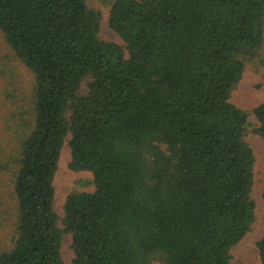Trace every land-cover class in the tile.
<instances>
[{
	"label": "trees",
	"instance_id": "trees-1",
	"mask_svg": "<svg viewBox=\"0 0 264 264\" xmlns=\"http://www.w3.org/2000/svg\"><path fill=\"white\" fill-rule=\"evenodd\" d=\"M88 1L0 0L34 79L25 96L0 88V264H65V233L74 264H231L256 220V156L231 97L264 42V0H114L123 45L101 38ZM253 113L264 138V101ZM66 143L94 190L69 194L60 218ZM257 247L264 264V235Z\"/></svg>",
	"mask_w": 264,
	"mask_h": 264
},
{
	"label": "rangeland",
	"instance_id": "rangeland-1",
	"mask_svg": "<svg viewBox=\"0 0 264 264\" xmlns=\"http://www.w3.org/2000/svg\"><path fill=\"white\" fill-rule=\"evenodd\" d=\"M113 2L114 0L88 1L90 7L101 12V38L123 45V40L108 25L109 12ZM14 81L18 92L25 96L30 93L34 79L28 69L14 58L12 50L5 42L0 31V88ZM85 88L86 84L84 83L83 89ZM231 101L247 112L248 121L245 139L256 156L255 183L252 191V196L256 202V220L252 230L232 250L233 259L231 264H260L257 242L264 235V138L254 130L259 122L253 113V109L264 101V42L257 54L246 61L243 78L233 91ZM69 138L70 135L67 139ZM70 162L71 152L68 143H66L62 148L59 167L53 181L55 186L54 208L60 218L64 216V204L69 194L94 190L93 173L73 171L69 166ZM9 232L10 230L7 227L0 229V248L3 241H6ZM71 244L72 235L65 233L61 248L65 264H74V253Z\"/></svg>",
	"mask_w": 264,
	"mask_h": 264
}]
</instances>
